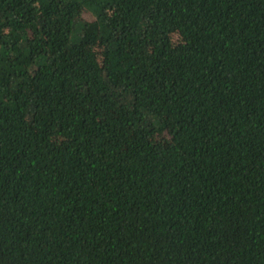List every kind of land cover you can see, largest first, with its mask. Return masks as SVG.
<instances>
[{
  "label": "trees",
  "instance_id": "16d2710c",
  "mask_svg": "<svg viewBox=\"0 0 264 264\" xmlns=\"http://www.w3.org/2000/svg\"><path fill=\"white\" fill-rule=\"evenodd\" d=\"M0 264H264V0H0Z\"/></svg>",
  "mask_w": 264,
  "mask_h": 264
}]
</instances>
